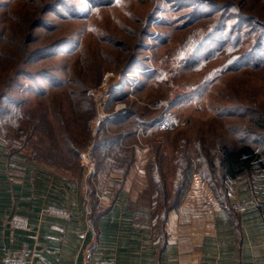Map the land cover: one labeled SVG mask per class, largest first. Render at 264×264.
<instances>
[{
    "label": "rangeland",
    "instance_id": "obj_1",
    "mask_svg": "<svg viewBox=\"0 0 264 264\" xmlns=\"http://www.w3.org/2000/svg\"><path fill=\"white\" fill-rule=\"evenodd\" d=\"M50 1L0 0V94L17 100L12 105L23 114L18 126L0 121L10 149L41 160L59 157L69 144L87 146L80 156L84 174L82 155L95 161L89 149L101 120L129 111L133 115L122 125L105 123L106 131L127 132L120 144L134 151L147 149L145 154L152 156L156 151L170 194L182 145L190 159L182 191L200 169L198 153L204 147L219 141L250 143L264 158V65L245 62L213 78L223 52L195 65L179 58L185 41L203 32L212 18L196 21L183 0H96L95 6L66 0L57 12L43 15L42 6ZM231 1L250 14L264 15L262 0ZM40 18L46 26L35 28ZM26 55L29 62L23 60ZM18 65L30 75L21 73L13 84L9 80ZM46 73L61 85L43 78ZM163 117L167 128L158 123ZM139 128L142 134L137 135ZM97 169L95 161V185ZM111 202L112 196L105 205Z\"/></svg>",
    "mask_w": 264,
    "mask_h": 264
},
{
    "label": "crops",
    "instance_id": "obj_2",
    "mask_svg": "<svg viewBox=\"0 0 264 264\" xmlns=\"http://www.w3.org/2000/svg\"><path fill=\"white\" fill-rule=\"evenodd\" d=\"M146 150L134 151L124 175L98 168L95 185L81 159L75 168L37 160L0 134V264L11 256L28 264H264V170L226 182L227 208L194 173L160 220ZM106 184L112 202L93 218L89 189L96 196ZM12 215L29 229L11 228Z\"/></svg>",
    "mask_w": 264,
    "mask_h": 264
},
{
    "label": "trees",
    "instance_id": "obj_3",
    "mask_svg": "<svg viewBox=\"0 0 264 264\" xmlns=\"http://www.w3.org/2000/svg\"><path fill=\"white\" fill-rule=\"evenodd\" d=\"M86 1L91 6H95L97 3L96 0ZM180 1L182 0H172L170 3L174 2L172 4H176L177 2L179 4ZM65 2L66 0H52L44 4L42 6V14L57 12L66 4ZM183 2L191 5L190 15L196 16V21L202 22L212 18V23L209 21V26L203 32L196 34V36H191L189 41H185L183 47H181L179 58L184 64L193 63L192 65H195L199 62H207L214 59L217 55L216 53L223 52L224 61L216 68L213 78L236 69L245 62L248 65H252V67L264 65V15L250 14L231 0L222 2L216 0H183ZM262 2L264 5V0ZM44 26H46L44 19L40 18L34 27L40 28ZM203 52H205V55L200 56ZM28 58L26 55L23 60L27 59L26 61L29 62ZM21 73L30 75V71L18 65L9 81L14 84ZM43 76L52 84L61 85L58 78L54 75L46 73ZM46 93V91L41 92V94ZM15 102L17 100L5 94V91L0 94V121L8 124L15 123V125L20 122L19 118L23 114H21L22 111H20L19 107L12 105ZM131 115L133 114H129V111H126L121 115L115 116L112 120L108 118L101 120V124L97 128L96 137L89 149L98 168L102 166L106 169L111 168L123 175L126 174L133 161L134 150L131 147L123 146L120 141L128 133L121 131L109 134L104 124H110L109 126H111V124L118 123L122 125L126 118ZM262 126L264 127V123ZM118 130H122V127H119ZM22 139L26 143L30 139V134H26ZM85 147L87 146L79 148L69 144L66 146L64 153L58 152L59 157H46L41 160L64 167L75 166L78 164ZM69 155L73 157V163L69 162L68 158H71ZM198 155L201 163L197 173L208 183L220 204L225 208L229 204L227 200V181L244 176L250 182L253 176L262 173L264 170L263 152L257 150L250 143L231 146L219 141L212 147L200 149ZM176 157L178 160V175L175 177L174 189L171 194L167 191L156 151H154L151 158L149 174L154 188V205L161 208L159 213L160 220L164 219L166 210L177 206L179 203L182 188L187 179L186 171L190 166L187 159H190L186 146H180L176 152ZM88 207L89 213L93 218L98 217L101 213L100 208H97V198L94 196L91 187L88 194Z\"/></svg>",
    "mask_w": 264,
    "mask_h": 264
},
{
    "label": "built area",
    "instance_id": "obj_4",
    "mask_svg": "<svg viewBox=\"0 0 264 264\" xmlns=\"http://www.w3.org/2000/svg\"><path fill=\"white\" fill-rule=\"evenodd\" d=\"M123 79L120 81V85ZM106 115H102L104 118ZM162 128H167L169 126L168 120L166 117L162 118L158 122ZM137 135L142 134V129H138ZM83 159L85 160V173L84 176L87 179H92V176L95 174V161L85 156V154L82 155ZM96 198H97V206L100 207L102 205L108 204L111 200V195L109 192V189L104 186L99 191H96ZM46 212L53 215H59L64 216L66 212L63 209L55 208V207H48L46 208ZM8 224L11 228L16 229H22V230H28L29 229V221L26 217L20 216V215H12L9 220ZM6 264H28L23 258L18 256H11L8 258ZM98 264H116L113 262L109 263H98Z\"/></svg>",
    "mask_w": 264,
    "mask_h": 264
},
{
    "label": "bare ground",
    "instance_id": "obj_5",
    "mask_svg": "<svg viewBox=\"0 0 264 264\" xmlns=\"http://www.w3.org/2000/svg\"><path fill=\"white\" fill-rule=\"evenodd\" d=\"M106 82H108V79L106 80ZM106 103V102H105Z\"/></svg>",
    "mask_w": 264,
    "mask_h": 264
}]
</instances>
